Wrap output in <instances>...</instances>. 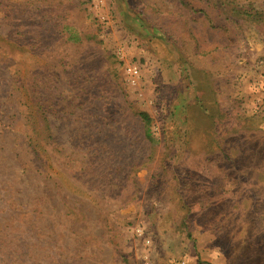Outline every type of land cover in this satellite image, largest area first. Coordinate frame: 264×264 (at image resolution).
<instances>
[{
  "label": "rangeland",
  "instance_id": "1",
  "mask_svg": "<svg viewBox=\"0 0 264 264\" xmlns=\"http://www.w3.org/2000/svg\"><path fill=\"white\" fill-rule=\"evenodd\" d=\"M181 260L264 264V0H0V264Z\"/></svg>",
  "mask_w": 264,
  "mask_h": 264
},
{
  "label": "built area",
  "instance_id": "2",
  "mask_svg": "<svg viewBox=\"0 0 264 264\" xmlns=\"http://www.w3.org/2000/svg\"><path fill=\"white\" fill-rule=\"evenodd\" d=\"M127 75L129 76L130 83L132 85H136L140 79V69L138 66L135 65H129L127 66ZM137 234L142 236V230L140 228H137ZM176 264H189L186 260H181L176 262Z\"/></svg>",
  "mask_w": 264,
  "mask_h": 264
},
{
  "label": "trees",
  "instance_id": "3",
  "mask_svg": "<svg viewBox=\"0 0 264 264\" xmlns=\"http://www.w3.org/2000/svg\"><path fill=\"white\" fill-rule=\"evenodd\" d=\"M138 115L141 117V119L143 121L144 127L146 129V133H147L146 135L148 136V138H151V134H150L149 128H150V126L152 125V122H153L152 117L147 112H143V111L138 112Z\"/></svg>",
  "mask_w": 264,
  "mask_h": 264
}]
</instances>
